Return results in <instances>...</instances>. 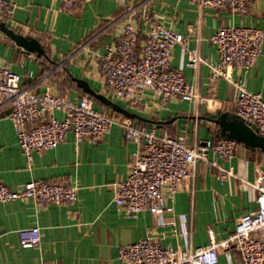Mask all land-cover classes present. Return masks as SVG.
<instances>
[{"label": "crops", "instance_id": "crops-1", "mask_svg": "<svg viewBox=\"0 0 264 264\" xmlns=\"http://www.w3.org/2000/svg\"><path fill=\"white\" fill-rule=\"evenodd\" d=\"M14 1L17 7L13 16L0 19L18 32L35 36L45 48V54L39 55L18 46L6 33L0 39V61L10 62L11 68L22 75V86L75 100L90 95L105 111L127 117L86 92L78 77L127 109L151 119L131 118L137 124L155 125L158 133L184 135L189 145L201 139L226 137L209 114L227 112L230 119L237 114L235 85L225 77L213 80L206 64L188 66L180 45L172 48V65L182 66L186 79L208 100L164 101L143 87L133 98H119L104 81L101 56L127 22L139 31L140 40L147 37L148 23L143 18L147 14L186 35L190 46L202 55L218 60L212 34L225 24L264 28V0L246 13L193 0H89L74 9L65 8L61 0ZM127 4L135 5L139 13L131 15ZM242 79L249 90L264 96V41L261 55L247 71L232 70L233 82ZM11 113L12 106L0 101L1 179L12 189L22 188L32 179H43L74 185L78 190L76 200L67 204L51 201L40 206L30 198L0 201V264H125L118 257L122 244L145 237L180 248L207 244L210 230L217 239L227 237L239 217L257 206L256 191L249 182L259 168H264V150L260 147L238 140L229 159L217 158L209 151L208 159L198 162L195 175L185 181L161 213L143 211L128 217L114 200L113 183L129 174L136 144L125 138L120 125L113 124L105 137L95 142H77L69 131L56 147L34 152L29 166ZM55 115L64 117L58 110ZM213 161L233 166L234 174L221 179ZM32 225L40 227L41 243L23 246L19 230ZM217 264H228L223 253Z\"/></svg>", "mask_w": 264, "mask_h": 264}, {"label": "built area", "instance_id": "built-area-1", "mask_svg": "<svg viewBox=\"0 0 264 264\" xmlns=\"http://www.w3.org/2000/svg\"><path fill=\"white\" fill-rule=\"evenodd\" d=\"M61 1L65 8L74 9L89 0ZM193 1L246 13L262 0ZM16 7L14 0H0V18L12 17ZM127 10L131 15L139 13L135 5L127 4ZM143 18L148 28L146 41L140 49L139 31L127 22L101 56L104 81L112 93L130 99L143 87L154 91L164 101L182 99L201 103L208 100L186 79L182 66L172 65V48L178 44L188 66L206 64L213 80L225 77L234 83L237 94L233 101L237 114L255 122L264 136V96L249 90L245 79L232 80L233 69L247 71L261 55L264 28L249 24L220 26L211 36L220 55L214 60L190 46L186 35L147 14ZM3 35L0 29V39ZM0 101L12 106L11 120L29 166L34 152L44 153L56 147L69 131L73 132L77 142H95L103 139L113 124L120 125L125 138L136 144L129 174L113 183L114 200L128 217L143 211L161 213L168 200L173 199L185 181L195 175L198 162L208 159L209 151L217 158L229 159L238 143L233 137H220L201 139L189 145L184 135L167 131L158 133L155 125L137 124L129 117L103 112L90 95L75 100L50 90L36 93L22 86V75L14 71L8 61H0ZM56 110L62 111L64 117L58 118ZM213 163L218 166L221 179L234 174L233 166ZM249 185L256 191L257 206L239 217L235 230L227 237L217 239L210 230L207 244L186 248L163 246L145 237L120 245L118 257L125 264H217L223 253L228 264H264V168L258 169ZM77 190L74 185L43 179H32L22 188L12 189L0 177L2 202L30 198L40 206L51 201L67 204L76 200ZM19 238L23 246H39L41 229L38 225L23 227L19 230Z\"/></svg>", "mask_w": 264, "mask_h": 264}, {"label": "water", "instance_id": "water-1", "mask_svg": "<svg viewBox=\"0 0 264 264\" xmlns=\"http://www.w3.org/2000/svg\"><path fill=\"white\" fill-rule=\"evenodd\" d=\"M0 29L12 37L18 46L23 47L27 51H37L39 55L45 54L44 46L35 36L16 31L10 27L5 20L2 19H0ZM76 79L79 85L82 86L86 92L98 98L115 111H118L129 118H139L142 120L151 121V119L142 117L136 112L127 109L119 102L106 96L105 94L96 91L85 79L78 77H76ZM209 118H212L213 121L217 123L222 136L233 137L237 139V141H243L245 144L251 147L257 146L264 150V136L259 132V127L255 122L247 121L238 114H234L233 118L230 119L227 112L210 113Z\"/></svg>", "mask_w": 264, "mask_h": 264}, {"label": "trees", "instance_id": "trees-1", "mask_svg": "<svg viewBox=\"0 0 264 264\" xmlns=\"http://www.w3.org/2000/svg\"><path fill=\"white\" fill-rule=\"evenodd\" d=\"M146 41V37L143 39V40H140V38H139V49H140V47H142V45H143V43Z\"/></svg>", "mask_w": 264, "mask_h": 264}, {"label": "rangeland", "instance_id": "rangeland-1", "mask_svg": "<svg viewBox=\"0 0 264 264\" xmlns=\"http://www.w3.org/2000/svg\"><path fill=\"white\" fill-rule=\"evenodd\" d=\"M98 107L103 111V112H105V109H102L101 107V105L98 103ZM106 112H109V113H113V115H114V112H111V111H109V110H106ZM116 116V115H115Z\"/></svg>", "mask_w": 264, "mask_h": 264}]
</instances>
